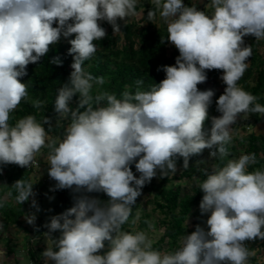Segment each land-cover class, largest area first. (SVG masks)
<instances>
[{
    "label": "clouds",
    "instance_id": "clouds-1",
    "mask_svg": "<svg viewBox=\"0 0 264 264\" xmlns=\"http://www.w3.org/2000/svg\"><path fill=\"white\" fill-rule=\"evenodd\" d=\"M138 0H0V165L22 168L36 163V156L47 148L48 175L56 188L74 192H104L106 204L81 196L74 206L50 218L44 227L47 248L41 253L44 264H249L255 256L245 241L264 240V168L248 172L256 164L255 153L242 154L214 169L199 184L204 193L199 208L210 213L206 224L182 237L174 252L153 249L154 241L145 231H123L132 205L143 186L157 175L176 172V157L184 168L189 158L208 149L210 158L221 161L229 155L231 127L244 114L264 115L258 97L238 86L248 68L252 47L243 37L264 40V0H211V15L183 0H151L149 22L159 17L166 24L167 38L179 52L175 65L161 66L165 78L141 91L143 80L135 83L134 93L115 94L92 89L103 85V77H94L82 67L97 51L94 41L106 36L100 21H106L113 33L120 31L117 20L139 16ZM127 18V19H126ZM57 24L56 27H53ZM69 40L68 54L73 56L69 80L57 89L54 111L60 119L70 120L63 138L49 136L44 125L28 115L9 124L11 114L28 98L27 84L20 78L26 67L48 53L61 36ZM51 63L59 65L58 57ZM222 70L226 85L216 100L210 133L204 130L214 90H198L206 82L205 70ZM79 94L78 107L69 102ZM32 101L35 108L43 107ZM81 109H84L81 111ZM135 164L137 178L130 163ZM34 184L23 178L14 182L19 204L34 197ZM12 196V192L7 193ZM5 200L0 199V208ZM32 207L39 208L32 200ZM132 220L135 224L139 219ZM34 225L35 214L25 216ZM149 227H152L149 225ZM38 230V229H37ZM59 231L54 239L51 233ZM39 237L33 238L34 243ZM108 250L98 254L105 248ZM58 249V250H54Z\"/></svg>",
    "mask_w": 264,
    "mask_h": 264
},
{
    "label": "trees",
    "instance_id": "trees-1",
    "mask_svg": "<svg viewBox=\"0 0 264 264\" xmlns=\"http://www.w3.org/2000/svg\"><path fill=\"white\" fill-rule=\"evenodd\" d=\"M120 31L113 33L112 26L105 22L100 26L106 31V36L100 41H94L97 47L95 54L82 65L86 73H90L94 77H103L105 83L103 85H95L92 89V95L95 96L99 91H107L110 94H115L117 99H122V93L129 91L134 93L137 89L136 81L143 80V84L140 86L141 91H148L153 84H159L165 78V72L163 70L157 71L161 66H173L175 65L176 57L179 52L176 48L172 50L170 54L166 53L165 46L167 41L161 43V37L167 38L166 28H156L152 24H148L145 28L139 29L135 23H120ZM74 39L72 36L67 38L61 36L60 40L50 45L49 51L41 59L35 63H30L26 67L27 75L20 78V81L27 84L28 98L22 100L17 109L11 114L9 120L10 125H14L17 120L24 118L28 115L36 117L38 122H43L44 117L50 118L51 129L49 125H44L46 131L52 138H63L66 127L70 123V120L60 119L54 111V102L57 96V89L62 87L68 82L70 73L73 71L71 64L73 63V56L68 54V50L71 47L69 40ZM245 45L252 47V55L248 58V68L246 69L243 77L238 81V85L245 91L258 97L256 103L264 106V56L259 53V48L264 46V40L246 41ZM58 57L61 63L59 65L51 63V61ZM207 80L204 83L198 84V90L204 91L208 89L214 90L213 102L208 109V119L204 122V130L210 133L212 127L211 119L215 115H220L216 110V100L220 95L224 93V90H216L214 88L216 84V78L222 72V70H205ZM79 94L73 96L69 102V107L75 110L78 107ZM40 100L43 103V107L35 108L32 105V101ZM84 109H81L83 111ZM248 118L254 123L264 121V115L256 113L249 114ZM246 144L247 151L255 153L257 157L256 165L262 164V159L259 157V151H264V136L249 137ZM49 151L48 149L46 150ZM199 155H193L189 158V164H193L198 159ZM140 157H137L130 163L133 174H136L135 164ZM224 160L215 158V163L218 168H222L225 164ZM176 168L179 165L184 164L182 157H176ZM193 175L200 177V183H202L207 176L204 173L198 172L195 168L190 167ZM159 170V169H158ZM31 170L26 167L22 168L18 165H0V199L5 200V206L0 208V214L6 224H18L20 218L24 215V208L27 201L23 204H19L15 200L16 192L10 186L19 179L26 181L30 180ZM172 174L169 173L168 176ZM168 176H163L162 181L165 182ZM9 191L12 192V196H8V199L4 197ZM83 195H89L92 198L98 199L102 204H106L110 198L102 191L100 192H87L81 191ZM80 192H74L72 189H57L56 200L54 203L51 214L47 219V223H43L44 215L40 214L37 218V222L32 229H29L28 233H32L33 237H43L44 233L49 229L44 227L45 224L50 223V218L59 215L67 209L74 206L75 199ZM160 193L164 196V204H159L166 216H168V223L165 227L162 236L153 244L154 250H161L163 246H169L170 249H178L181 244L180 241L183 236L187 235L186 225L184 220L188 215H191L192 229L196 230V226H201L202 222L206 220V214L193 213V209L199 207L200 201L204 193L198 189L192 196H187L180 202L178 200L179 190L168 189L165 187L160 189ZM74 201V202H73ZM73 202V203H72ZM178 210V211H177ZM133 217L132 214L129 217V221ZM145 220V219H144ZM125 223L122 226L123 231H128ZM38 229V230H37ZM28 230V229H26ZM264 231V228H262ZM54 239L59 238L60 232L56 231L51 233ZM264 242V240H262ZM246 244V243H245ZM248 247V245L246 244ZM250 250L251 247H248ZM98 254L102 255L101 252ZM28 256L32 264H39L35 255L28 251ZM256 263V256L249 258V264ZM264 264V263H262Z\"/></svg>",
    "mask_w": 264,
    "mask_h": 264
},
{
    "label": "rangeland",
    "instance_id": "rangeland-1",
    "mask_svg": "<svg viewBox=\"0 0 264 264\" xmlns=\"http://www.w3.org/2000/svg\"><path fill=\"white\" fill-rule=\"evenodd\" d=\"M186 6H195L199 10L205 11L207 14L211 15L213 9L211 8V0H183ZM151 0H138L137 2V12L140 13L139 16L126 18L127 23H135L139 29L145 28L149 23L154 25L156 28L164 27L167 28L166 24L159 17V13H157L156 20L154 22H149L147 19V12L153 8ZM106 21H100V25L105 23ZM125 23V20H117V23ZM57 24H54L53 27H56ZM75 38V35H72ZM246 41H257L255 37L249 35L243 37ZM166 53L170 54L172 50L175 48L170 42L165 46ZM259 53L264 56V46L259 48ZM248 63V61H246ZM223 75L221 72L216 78V84L214 88L216 90H225L226 85L220 79V76ZM239 86V85H238ZM240 87V86H239ZM221 115V114H220ZM220 115H215L213 117H218ZM67 128V127H66ZM231 141L226 145L229 155L226 157L225 164H227L228 160L238 159L242 154H250L246 149V144L248 143L249 137L254 136H264V121L259 123H254L248 117L245 118L244 114H241L238 117L237 122L231 127ZM47 148H43L40 153L36 156L37 167L34 170H31L30 174V182L34 184L33 192L35 193L34 197H30L27 201V204L24 208V215L19 219L20 223L18 224H6L0 214V264H32L28 251H31L35 258L37 259L39 264H44L43 257L41 253L47 248V241L45 237H41L33 241V234L28 233L29 229H32L36 222L37 218L40 214L44 215L43 223H47V219L52 212L53 205L56 200V181L51 179L48 175L49 165L47 164ZM208 149L203 150L201 154H199L198 159L195 163L188 165L187 168H184L183 164L179 165L176 168L175 174H170L167 177L165 182L162 181V177L160 171L157 170V175L152 178V180L146 183L141 189V195L137 197L136 202L132 205L133 217L126 225L128 232H136V231H145L149 238L154 241V243L159 240V238L164 233L165 227L168 223V216L164 213V211L158 207L159 204H164L165 199L164 196L160 193V189L165 187L168 189H178L179 195L178 200L182 202L185 197L192 196L195 194V191L198 189L200 184V177L197 175H193L190 167L195 168L198 172L204 173L205 176L210 174L214 169L218 168L215 163V158L209 157ZM259 157L264 161V151H259ZM257 168H264V162L260 166L253 164L249 165L247 168L248 172H253ZM141 174L136 171L135 176L139 178ZM83 192H80L77 196H87L83 195ZM5 198L8 199L7 194L4 195ZM36 201V204L39 208L32 207V200ZM74 202V201H73ZM72 202V203H73ZM74 204V203H73ZM178 211V210H177ZM137 212L140 213L139 219L136 220V223L133 224L132 220L136 218ZM200 212V208L197 207L193 209V213ZM29 214H35L36 221L34 225H30L27 223L25 216ZM206 217L210 215V213H205ZM202 222L201 226L208 230L206 221ZM145 219V220H144ZM192 216L188 215L184 220V224L186 225L187 235H190L195 230L192 229ZM151 225L152 227H149ZM28 229V230H26ZM248 247H251L253 251H255L256 263L262 264L264 263V242L262 239L256 238L255 240L245 241ZM54 250H58L55 249ZM108 250V242H105V248L100 250L103 255ZM161 252L168 251L174 252L176 249H170L169 246H163L160 250ZM49 264H54L53 261H49Z\"/></svg>",
    "mask_w": 264,
    "mask_h": 264
},
{
    "label": "built area",
    "instance_id": "built-area-1",
    "mask_svg": "<svg viewBox=\"0 0 264 264\" xmlns=\"http://www.w3.org/2000/svg\"><path fill=\"white\" fill-rule=\"evenodd\" d=\"M37 167V162L34 164V165H32V166H29L27 169L28 170H34L35 168Z\"/></svg>",
    "mask_w": 264,
    "mask_h": 264
}]
</instances>
